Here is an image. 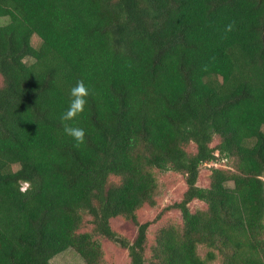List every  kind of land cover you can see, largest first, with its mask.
<instances>
[{
  "label": "trees",
  "instance_id": "trees-1",
  "mask_svg": "<svg viewBox=\"0 0 264 264\" xmlns=\"http://www.w3.org/2000/svg\"><path fill=\"white\" fill-rule=\"evenodd\" d=\"M0 76V264H52L68 247L105 264L103 238L146 264L137 211L155 204L153 168L187 187L171 205L182 225L157 230L149 264H264V0H0ZM80 80L76 146L61 115ZM218 157L234 170L198 186Z\"/></svg>",
  "mask_w": 264,
  "mask_h": 264
},
{
  "label": "rangeland",
  "instance_id": "rangeland-1",
  "mask_svg": "<svg viewBox=\"0 0 264 264\" xmlns=\"http://www.w3.org/2000/svg\"><path fill=\"white\" fill-rule=\"evenodd\" d=\"M39 38L37 36L32 37V43L37 45ZM2 84V78L0 76V85ZM219 141L218 136L213 138L211 145L217 144ZM184 149L192 154L195 152L196 147L193 142H190L184 146ZM18 166L13 165V169ZM212 167H219L228 171H233L232 161L218 157L214 162L204 163L199 167V173L197 178V185L201 187H208L210 181V173ZM152 172L156 178L157 190L155 195L154 205H143L137 211V219L139 222L150 221V225L147 229V244H146V256L147 263L149 264L150 258V246L154 243V237L157 230L160 227L166 225H182V219L180 211L172 207L171 205L181 200L184 191L186 190L185 177L182 173L173 170H160L153 168ZM111 183L119 181V177L112 175L109 180ZM23 184V183H22ZM231 185V182H229ZM191 211L202 210L206 208L205 202L193 199L188 204ZM110 225L112 229L118 234L125 236L128 239H133L136 234V225L131 221L117 216L110 219ZM103 249V262L105 264H128L129 258L126 249L119 246L117 243L109 241L105 238L101 239ZM198 254L201 257H205L208 248L205 245H199L197 247ZM220 257L208 262L207 264H219ZM52 264H85L83 259L78 253L68 247L62 252L58 253L51 259Z\"/></svg>",
  "mask_w": 264,
  "mask_h": 264
},
{
  "label": "clouds",
  "instance_id": "clouds-1",
  "mask_svg": "<svg viewBox=\"0 0 264 264\" xmlns=\"http://www.w3.org/2000/svg\"><path fill=\"white\" fill-rule=\"evenodd\" d=\"M232 28L233 25L229 24L226 26V31H231ZM89 95V88L85 85L84 81H77V83L70 89L71 99L69 106L67 110L61 115V121L64 122V133L76 142V146H79L85 142L86 133L83 128L73 126L68 122L74 121L77 116L84 112ZM29 187V182H24L20 187L21 193H26Z\"/></svg>",
  "mask_w": 264,
  "mask_h": 264
}]
</instances>
